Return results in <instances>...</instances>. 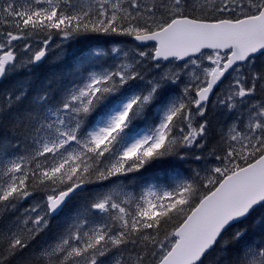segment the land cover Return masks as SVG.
Returning a JSON list of instances; mask_svg holds the SVG:
<instances>
[{"label": "snow or ice", "instance_id": "1", "mask_svg": "<svg viewBox=\"0 0 264 264\" xmlns=\"http://www.w3.org/2000/svg\"><path fill=\"white\" fill-rule=\"evenodd\" d=\"M113 37L0 91V264H264V0H0V81Z\"/></svg>", "mask_w": 264, "mask_h": 264}, {"label": "trees", "instance_id": "2", "mask_svg": "<svg viewBox=\"0 0 264 264\" xmlns=\"http://www.w3.org/2000/svg\"><path fill=\"white\" fill-rule=\"evenodd\" d=\"M132 38L130 37H113V38H101L99 42H74L72 47L69 48L67 45L64 46L65 55L62 59H58L56 55H50L47 61L38 67L32 69L31 74L27 70L20 69L14 76L10 77L8 80L2 81L0 83V91L9 89L17 81L31 80L36 85H39L46 78L53 76L54 74H60L63 71L64 63H70L75 55L80 54L82 51L87 50L89 46L101 47V48H111L113 46H128L131 43ZM133 41V40H132ZM55 53H59V49H53ZM211 120L213 122V135H215L216 128L223 126L224 124V114L220 109H216L211 113ZM0 131H3L0 129ZM39 199V197H37ZM27 206V205H26ZM71 208V206H70ZM55 225V222H53Z\"/></svg>", "mask_w": 264, "mask_h": 264}, {"label": "rangeland", "instance_id": "3", "mask_svg": "<svg viewBox=\"0 0 264 264\" xmlns=\"http://www.w3.org/2000/svg\"><path fill=\"white\" fill-rule=\"evenodd\" d=\"M128 46L126 47V46H121L122 48H125V49H128V48H132V47H134V42L131 40V43L130 44H127ZM113 47H120V46H118V45H116V46H113ZM2 81H0V83H1ZM217 129V128H216ZM39 200V199H38Z\"/></svg>", "mask_w": 264, "mask_h": 264}]
</instances>
